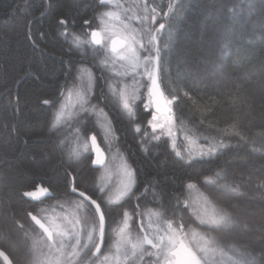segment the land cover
<instances>
[{
  "label": "trees",
  "instance_id": "1",
  "mask_svg": "<svg viewBox=\"0 0 264 264\" xmlns=\"http://www.w3.org/2000/svg\"><path fill=\"white\" fill-rule=\"evenodd\" d=\"M112 1L0 0V249L12 264L43 263L49 238L31 215L47 226L50 214L73 211L83 233L98 227L94 208L70 191L69 169L75 174L74 188L103 210L102 252L110 250L124 211L134 236L141 220L147 226L149 212H160L151 220L164 226L171 220L189 236H203L204 264H264V0H147L166 24L156 33L162 53L158 72L165 94L177 97V126L200 143L223 139L230 145L199 157H191L181 145L188 164L175 158L169 137L152 141L134 132L111 89L116 75L99 52L79 42L99 28L100 14ZM119 1L130 5L137 0ZM161 8L170 15L162 16ZM61 18L68 20L66 29L58 23ZM86 19L90 27L83 25ZM147 31L143 24L145 42ZM140 53L152 58L153 45L145 43ZM147 83L142 79L141 96ZM72 88L84 94L86 108L74 122L58 121L61 100ZM141 104L140 97L137 122L146 125L150 114ZM94 110L104 113L108 128L114 124V134L105 131ZM225 129L237 135H221ZM72 134L84 139L95 135L107 155L110 148L118 149L138 174L132 191L110 203L100 184L101 168L85 159L94 158L93 153L70 157ZM162 159L163 192L154 179L149 182ZM38 187L48 193L24 195ZM194 194L204 195L215 207V220L198 216ZM89 249L80 261L92 253ZM139 254L127 264H149L150 258ZM91 256L85 264L94 263L97 256ZM0 264H5L1 257Z\"/></svg>",
  "mask_w": 264,
  "mask_h": 264
},
{
  "label": "snow or ice",
  "instance_id": "2",
  "mask_svg": "<svg viewBox=\"0 0 264 264\" xmlns=\"http://www.w3.org/2000/svg\"><path fill=\"white\" fill-rule=\"evenodd\" d=\"M169 9L172 8V5H168ZM162 16H169L170 12L164 11L163 8L160 9ZM157 9L151 8L150 13L146 14L142 20L147 26L148 31L146 35L149 36V39L145 42L142 39H137L135 35L127 37L123 40L112 39L111 40V52L113 55H117L119 53V58L121 60H130L131 65L135 64V61L138 56H144V59L147 60L148 57L143 53H136L134 50V43H140L141 47L145 43H151L153 45L154 55L152 57L153 64L150 68L144 69V74L146 75L147 80L150 82L147 86V95L146 102L141 104V108L143 112L149 113L150 118L147 119L146 125L142 123H138L139 115L136 112L137 102L140 100L139 89L132 88L131 91H128L127 84L122 85L119 88V99L122 109L127 113L130 118L127 122L130 126H133V130L135 133L139 134L141 132L144 133L146 137H150L152 141H160L162 138L170 137L173 135L171 131V124L173 121V112L174 105L178 102L177 97L172 95L169 98L168 95L165 94V91L162 90L161 78L158 72L160 58L162 53L160 52V46L157 43V35L156 33L160 30H163L166 27L165 23H162L160 19H157ZM107 15L111 16L112 13H107ZM154 21V24H149V21ZM58 23L61 26H64L65 29L68 25V20L66 18H61ZM83 25L86 27L91 26L90 20H83ZM158 25V28L155 27ZM99 33L95 30L91 32L92 40L95 44L100 45L102 40L99 38ZM165 48L168 47L167 44L164 45ZM134 67L131 68V71H134ZM88 91H91V86ZM115 92V89H114ZM40 103L48 106L51 104L49 100H42ZM57 119H59V115H57ZM148 127L151 128V133L148 132ZM105 131L109 134H114V124L113 127L106 128ZM159 132V135H157ZM230 133L231 135H237L234 130L225 129L221 133ZM91 144L92 151L95 153L96 158L86 157L85 159H90V163L93 167L102 163L100 158L101 149L97 145V138L95 135L91 136ZM230 147L229 144H226L223 139L215 141L213 146L209 147L207 151L202 150L200 152V156H207L213 153H216L219 149H225ZM85 151H87V142L84 144ZM176 143L172 141L171 150L174 152V156L177 160L183 161L185 164L190 163V161L185 160L181 151H176ZM141 150L143 151V147L141 146ZM253 150H256L255 148ZM77 157L79 153H74ZM165 157L164 159H166ZM164 159L157 163L156 168L157 172L153 174V177L149 178V182L151 180L156 181V187L163 192L166 181L162 177L161 173L164 170ZM77 162H80L79 160ZM166 167V165H164ZM65 171L69 174L71 180V187H75V174L69 169H65ZM124 175L127 177V181L123 184V189L118 191L114 198L110 201V203H116L120 201L124 196H126L129 192L132 191V187L134 184L138 183V174L135 172L134 168L130 163H125L124 165ZM219 176L220 174L217 173ZM191 186V185H190ZM102 190V189H101ZM25 196L33 197L34 193H25ZM171 200V194L168 197V202L165 205V208L169 205ZM101 214H103V210L101 209ZM143 216V213H140ZM149 222L146 227L143 226L144 221L141 220L142 227L137 232L135 239L133 240L129 235V219L130 215L128 211L123 212V223L119 227L117 231V236L120 237L122 241H125L131 245V249L134 253L139 252L141 257L146 254L149 258V264H204V256L201 254H206L207 249L202 246V241L205 239L203 236H200L199 239L196 234H192L189 236L182 229H178L171 220L167 221L165 226H161V224L154 225L151 221V217H160V212H149ZM219 219H223L220 217ZM55 227V226H54ZM105 229H106V221L100 225L99 227H93L86 236V239L83 241V248H80L79 245L81 243L79 232L67 233L63 231H59L57 229L56 235L60 237H71L75 234L76 239L75 243L72 245V248L67 253L64 252V248L66 247L63 243V240L60 242V246L56 247V240L53 236V232L49 230L47 227L46 235L49 238V247L52 251L60 253V255L66 256L68 264H73L72 258L80 256V253L87 248L89 243L92 244V247L95 249L93 255L96 252H99L101 249L102 242H105ZM0 257H3L6 264H8V258L6 255L0 254ZM54 264H63L60 259H57Z\"/></svg>",
  "mask_w": 264,
  "mask_h": 264
},
{
  "label": "rangeland",
  "instance_id": "3",
  "mask_svg": "<svg viewBox=\"0 0 264 264\" xmlns=\"http://www.w3.org/2000/svg\"><path fill=\"white\" fill-rule=\"evenodd\" d=\"M151 8H156L154 4H148L147 0H137L130 5H124L119 0H113L108 4V7L104 9L99 18V28L96 30L100 35L99 38L102 40L100 45H97L93 42L91 35L89 37L80 38L79 42L83 46H87L90 51H96L100 53V60L104 64L108 65L111 72H113L116 77L114 82L111 84V89L114 92L115 89V96L118 98L119 103V88L127 84L128 91L130 92L132 88L139 89V96L143 99V102H146V95H147V86L150 83L148 81L145 89L143 90V96H141L140 90L142 88V79H147L146 75L144 74L145 68H150L153 64V60L149 55H145L148 57L147 60L144 59V56H138L135 64L131 65L130 60H121L119 58V53L117 55H113L111 52V40L118 39L123 40L127 37L135 35L137 39H141V33L143 29L142 20L144 16L150 13ZM107 13H112L113 15L109 16ZM141 44L134 43V50L136 53H140ZM134 67V71H131V68ZM121 106V104H120ZM85 96L84 94L76 88H72L67 91L64 97L61 100L59 109L57 111V115H59L58 121L63 122H74L77 116L84 111L85 109ZM122 108V107H121ZM92 109V108H91ZM124 111V110H123ZM125 112V111H124ZM94 113L97 115L98 119L103 122L106 128L107 120L105 119L104 113L100 110H94ZM126 113V112H125ZM127 114V113H126ZM173 115V114H172ZM171 131L173 133L170 136V142L175 141L176 143V150H180L181 145H183V149L186 153H188L191 157H199L200 152L202 150L207 151V149L213 146L214 142L210 143H200L198 142L197 138L186 135L182 131V129L177 126L174 118L171 124ZM181 131V133H180ZM91 136L89 135L87 139L81 138L78 134H72V137L69 141V148L68 153L70 157L74 158L77 157L74 153L81 154L85 151L84 144L85 141L87 142V150H90L93 153L94 158H96L95 153L92 151V144H91ZM180 138L183 140L180 142ZM98 145V143H97ZM110 142H108V146H110ZM99 146V145H98ZM100 147V146H99ZM101 149V160L102 163L98 166L101 168L100 170V184L102 189L106 190L107 192V200L111 201L112 198L115 197L118 191L123 189V184L127 181V177L124 175V165L127 163L124 156L118 151L116 148H110V152L107 155L104 150ZM209 156V155H207ZM26 193H34L35 195L31 198H37L40 196L45 195L48 193L47 189L44 187H38L37 189L27 191ZM195 195V210L198 216L202 220H215V207L210 204V202L205 198L204 195L201 194H194ZM79 206V205H78ZM47 226L50 231L53 232V236L56 240V247L60 246L61 240H63L64 245V252L67 253L71 250L72 245L75 243L76 236L73 234L71 237H60L56 235L57 229L59 231L72 233V232H79L81 243L79 245L80 248H83V241L86 239L88 232L91 229L87 230L83 233V228L80 223L78 214L76 212L70 211L65 213H58V214H50L47 216ZM146 225L149 222V215H146ZM152 218V217H151ZM154 225L161 224L158 222H154L151 220ZM122 221L116 226L113 232V242L110 247V250L107 252H101L96 255L97 258L93 264H127L131 262L136 254L131 249V245L125 241H122L120 237L117 236V231L119 227L122 225ZM55 226V227H54ZM163 227L164 225L161 224ZM129 227V225H128ZM195 234V233H192ZM191 234V235H192ZM128 235L134 240L136 236L132 235V233L128 232ZM49 241V240H48ZM44 242H47L45 240ZM91 243H89L88 247H90ZM47 256L42 264H54L57 259H60L63 264H68L66 260L67 257L60 255V253L52 251L49 247V242L47 243ZM203 247L206 248V244H202ZM87 247V248H88ZM87 248L80 253H84ZM207 249V248H206ZM90 252H94V248ZM91 253V254H92ZM91 254L85 259L80 261V256L73 257L72 261L73 264H85L89 258H91ZM141 257V254L138 255ZM137 261H135V264Z\"/></svg>",
  "mask_w": 264,
  "mask_h": 264
},
{
  "label": "water",
  "instance_id": "4",
  "mask_svg": "<svg viewBox=\"0 0 264 264\" xmlns=\"http://www.w3.org/2000/svg\"><path fill=\"white\" fill-rule=\"evenodd\" d=\"M108 1H112V0H101L102 3H105V2H108ZM70 191L73 192V193H75L77 196L81 197L83 200H85L86 202H88L94 208V210L96 212V215H97V218H98V227L105 222L104 215L101 214V208H100L99 204L97 203V201H95L93 198H91L85 192L80 191L78 189H75V188L70 187ZM31 219H32L33 223L39 229H41L44 232V234H45L46 231H47V228L43 224V222L38 217H36L34 215H31ZM105 237H106V229H105ZM104 243L105 242H102L100 251L99 252H96L95 255H98L101 252V250L103 249ZM94 252H95V249H94ZM0 254L6 255L7 258H8V264H12V262H11L10 258L8 257V255L3 250H1V249H0ZM1 258L4 261V263L6 264L4 258L3 257H1Z\"/></svg>",
  "mask_w": 264,
  "mask_h": 264
}]
</instances>
